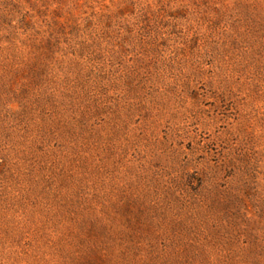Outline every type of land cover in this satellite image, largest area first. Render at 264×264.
<instances>
[{
	"label": "rangeland",
	"instance_id": "rangeland-1",
	"mask_svg": "<svg viewBox=\"0 0 264 264\" xmlns=\"http://www.w3.org/2000/svg\"><path fill=\"white\" fill-rule=\"evenodd\" d=\"M0 264H264V0H0Z\"/></svg>",
	"mask_w": 264,
	"mask_h": 264
}]
</instances>
